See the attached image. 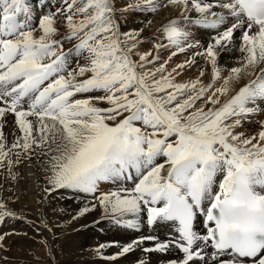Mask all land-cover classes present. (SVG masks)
Here are the masks:
<instances>
[{
    "label": "snow or ice",
    "instance_id": "obj_1",
    "mask_svg": "<svg viewBox=\"0 0 264 264\" xmlns=\"http://www.w3.org/2000/svg\"><path fill=\"white\" fill-rule=\"evenodd\" d=\"M0 177V225L27 229L0 252L23 235L35 264H60V199L126 233L96 264H264V0H0Z\"/></svg>",
    "mask_w": 264,
    "mask_h": 264
},
{
    "label": "rangeland",
    "instance_id": "obj_2",
    "mask_svg": "<svg viewBox=\"0 0 264 264\" xmlns=\"http://www.w3.org/2000/svg\"><path fill=\"white\" fill-rule=\"evenodd\" d=\"M129 21L130 22L127 25H124L122 23V27L125 28V29L131 28V27H138L139 19H133V18L130 17L129 18ZM145 32H144V35L145 36H151V35L154 34V31H151V32L148 31L147 32L146 29H145ZM145 47H149V46L148 45H145ZM177 59H183V57H178ZM194 72H195V69L192 70V73H194ZM38 169H39V167H38ZM32 172H33V174H32ZM20 175L21 176L18 178V182H17L18 184L16 183V185H15V189H16V193L15 194H16L17 197H19V200L16 203L15 207L19 208L22 205H25L26 204L30 210L33 209L34 210L33 212H35V210L39 207L37 201H39V199H42V195L40 194V189L37 187V183H39V182H40L39 183L40 186L43 187V182H42L43 181V174H42V171H40V175H38L36 173V171L34 170V168L33 167H29L28 163L25 162L23 165L20 166ZM35 176L36 177L38 176L37 177V180H36V177ZM0 178H1L0 179L1 180L0 183H3V178L2 177H0ZM24 180H25V182H24ZM27 189H28V191H27ZM45 205H44V208L46 207L45 209L47 210L46 213H45V217L49 221V223L51 224L53 221H60L59 223L63 226V227L61 226L59 229H57L56 230L57 232L59 230L60 231L66 230L70 226H72L73 224L79 223L81 219H84V218H81L79 221H72L70 219V216L73 214L74 209L76 208V204H75L74 201H69L67 199H60L57 202V200H53V201L51 200L48 203H45ZM50 205L52 206V209H51V206ZM56 208H57V210H56ZM61 210H63V211H61ZM58 213H59V215H58ZM96 216H98V214H89L88 217H87V219L89 220L90 217L93 218V217H96ZM106 222L107 221H103V223H102L103 224V231H101L98 226H94V228L92 229V233H91L92 234V238L94 240H96V239L97 240L98 239L101 240L102 239L103 242H104L105 240L112 239V238H115V239H123L125 237L126 233L124 231L118 230L116 227H114L113 225L109 224L108 222L106 223ZM29 232H30V236H31L32 235L31 234V230H29ZM98 232H100V233H98ZM13 243L14 244H12V245L11 244L8 245V246L11 247V250L10 251H8L6 253L0 252V257L5 256V255L8 257V264L11 261L15 260V258H16V260L20 258L21 262H23V260H24V262L25 261H30V260L33 261V257L28 255V252H30V251H34L36 255H38V256L41 257V261L43 260V258H44V252L35 244L34 241L32 242V240H30L28 237H25V236L21 235V237H17V239ZM21 245H22V247H21ZM57 245L61 249V244L58 243ZM15 248H18V249H15ZM19 250H21V251H19ZM24 250H25V252H24ZM17 251H18V253H17ZM137 253H139V252H137ZM68 254H69L68 252H66V254H65V252H63V251H58L57 252V260L60 262V264H63L65 262V259H66L65 257H67ZM17 255H19V257H17ZM139 255H140V253H139ZM153 258L155 259V256ZM24 262H23V264H24ZM33 264H35L34 261H33ZM157 264H159L158 261H157Z\"/></svg>",
    "mask_w": 264,
    "mask_h": 264
},
{
    "label": "bare ground",
    "instance_id": "obj_3",
    "mask_svg": "<svg viewBox=\"0 0 264 264\" xmlns=\"http://www.w3.org/2000/svg\"><path fill=\"white\" fill-rule=\"evenodd\" d=\"M170 15V12L167 10H162L155 18L153 21V24L151 25V27H147L145 26L146 31H155V29L159 26V24L162 22L163 18ZM130 22V21H129ZM140 24V21L138 22V26ZM130 26V25H129ZM146 33V32H145ZM7 131V129H6ZM27 165V164H26ZM34 170L36 171V173L38 175H40V171L38 169V167H33ZM33 174V172H32ZM25 175V174H24ZM21 176V175H20ZM23 176V175H22ZM29 176V175H28ZM36 177V176H35ZM38 177V176H37ZM36 177V180H37ZM34 178V177H33ZM1 179V178H0ZM1 181V180H0ZM28 181V180H27ZM25 182V180H24ZM38 182V181H37ZM43 182V181H42ZM34 183V182H33ZM40 183V182H39ZM37 183V184H39ZM18 184V183H17ZM20 184V183H19ZM25 184V183H24ZM32 184V183H31ZM34 186V185H33ZM36 186V185H35ZM21 187V186H20ZM21 189V188H20ZM29 189V188H28ZM27 189V191H28ZM23 191V190H22ZM26 192V191H25ZM27 193V192H26ZM21 194V193H20ZM40 200V199H39ZM51 201V200H50ZM53 201V200H52ZM30 206V205H29ZM46 206V205H45ZM46 208V207H45ZM59 208V207H58ZM52 209V206H51ZM55 209V208H54ZM57 210V208H56ZM32 211H34L32 209ZM56 212V211H55ZM58 212V211H57ZM62 213V212H61ZM63 214V213H62ZM91 214H98V213H91ZM59 215V213H58ZM70 216V215H69ZM67 217V216H66ZM71 219V216H70ZM92 219L90 217V219L88 220L87 218L81 219L79 223L73 224L72 226H70L68 229L66 230H62V231H58L57 232V236L59 237L57 244L60 243L61 244V250L63 252H68V256L65 257V262L63 264H96V258L91 254L90 249L94 248L97 242H103V240H94L92 238V229L94 228V225L92 224ZM62 220V219H61ZM63 221V220H62ZM61 221V222H62ZM65 221V220H64ZM60 222V221H58ZM73 223V222H72ZM103 223V222H102ZM107 223V222H106ZM63 224V223H62ZM67 224V223H66ZM68 225V224H67ZM108 226V225H107ZM63 227V226H62ZM106 227V226H105ZM104 227V228H105ZM20 231L21 233L25 229V227L20 224L19 222H12L9 221L8 223L2 224L0 225V232L3 231ZM29 231V230H28ZM116 232V231H115ZM100 233V232H98ZM32 234V233H31ZM102 234V233H101ZM29 236H30V232H29ZM124 236V235H123ZM17 237H21V235L18 236H13L10 238V240L8 241V244L6 246H8L9 244H14L13 242L17 239ZM97 238V237H96ZM23 239V238H22ZM24 240V239H23ZM63 243H62V242ZM19 242V241H18ZM33 242V241H32ZM30 244V243H29ZM28 244V245H29ZM20 245V244H19ZM14 246V245H13ZM16 246V245H15ZM34 246V245H33ZM22 247V245H21ZM11 248V247H10ZM27 248V247H26ZM18 249V248H15ZM29 249V248H28ZM21 251V250H19ZM106 251H110V250H106ZM25 252V250H24ZM15 253V252H14ZM18 253V251H17ZM20 253V252H19ZM63 254V253H62ZM137 256H139V253H136ZM17 257H19V255H17ZM21 257V256H20ZM15 258V257H14ZM24 259V258H23ZM22 259V260H23ZM31 259V258H30ZM13 260V259H12ZM20 258L16 260L11 261L9 264H23V262H21ZM64 260V259H63ZM18 261V262H17ZM31 261V260H30Z\"/></svg>",
    "mask_w": 264,
    "mask_h": 264
}]
</instances>
